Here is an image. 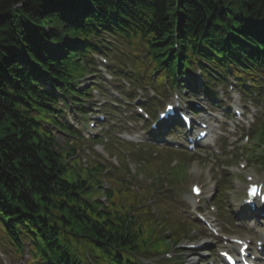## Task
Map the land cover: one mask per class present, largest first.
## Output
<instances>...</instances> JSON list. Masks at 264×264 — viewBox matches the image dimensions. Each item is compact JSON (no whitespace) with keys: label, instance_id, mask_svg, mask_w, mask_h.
I'll return each instance as SVG.
<instances>
[{"label":"trees","instance_id":"obj_1","mask_svg":"<svg viewBox=\"0 0 264 264\" xmlns=\"http://www.w3.org/2000/svg\"><path fill=\"white\" fill-rule=\"evenodd\" d=\"M115 1L119 0H79L84 14ZM152 1L157 18L149 17L157 24L150 28L151 33L159 30L168 36L177 21L181 39L190 32L191 26L199 28L204 21V8L214 14L219 12L223 20L237 18L243 23L248 20L260 22L259 31L264 32V0ZM62 13L55 8L54 0H0V189H3L2 185L17 181L26 200L32 204L37 199L46 210L59 207L57 201L52 200V187L60 182L61 168L44 146L38 144V130L31 123L28 126L14 110L7 88L22 83L19 72L24 67H29L32 75L37 70L34 64L30 67L31 63H41L43 58L52 60L50 54L54 50L50 43L61 34L78 33L74 22H69L72 16ZM162 32H159L160 36ZM63 50L72 51L67 47ZM36 77L40 79V75L32 76L30 83ZM74 216L76 224L83 225L86 232H97L99 237L110 239L112 245L127 243V234L119 227L107 224L103 231L91 222L84 224V218L78 214L74 213Z\"/></svg>","mask_w":264,"mask_h":264},{"label":"rangeland","instance_id":"obj_2","mask_svg":"<svg viewBox=\"0 0 264 264\" xmlns=\"http://www.w3.org/2000/svg\"><path fill=\"white\" fill-rule=\"evenodd\" d=\"M132 70V66L131 65H127V71L130 72ZM126 81L125 79H121L120 77H117V80L115 82H110V83H106V86L109 85L106 89L104 87V93H112V92H116V87L117 88H121V86H123L126 90V92H129L130 89L128 88V86L126 85ZM93 82V81H92ZM100 96L97 95L96 93L94 94V98L92 99V102H95L97 103V101L99 100ZM74 127H79V124L74 121ZM87 147H85L84 149H86ZM184 167H183V172H184ZM182 194V191L181 190H175L173 191V195H172V200L170 199L169 201L167 200L166 203L169 204V205H173V206H176L179 210H181V208L179 207V203H178V196H180ZM166 198V197H164ZM170 202V203H169ZM181 212H183L181 210Z\"/></svg>","mask_w":264,"mask_h":264},{"label":"snow or ice","instance_id":"obj_3","mask_svg":"<svg viewBox=\"0 0 264 264\" xmlns=\"http://www.w3.org/2000/svg\"><path fill=\"white\" fill-rule=\"evenodd\" d=\"M194 191H196L198 193L199 192V188H194Z\"/></svg>","mask_w":264,"mask_h":264}]
</instances>
